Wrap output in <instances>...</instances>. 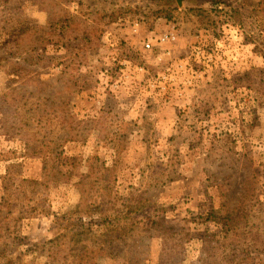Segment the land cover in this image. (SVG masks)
I'll return each instance as SVG.
<instances>
[{
	"label": "rangeland",
	"instance_id": "374dc122",
	"mask_svg": "<svg viewBox=\"0 0 264 264\" xmlns=\"http://www.w3.org/2000/svg\"><path fill=\"white\" fill-rule=\"evenodd\" d=\"M0 264H264V0H0Z\"/></svg>",
	"mask_w": 264,
	"mask_h": 264
},
{
	"label": "crops",
	"instance_id": "0c3cea01",
	"mask_svg": "<svg viewBox=\"0 0 264 264\" xmlns=\"http://www.w3.org/2000/svg\"><path fill=\"white\" fill-rule=\"evenodd\" d=\"M162 48H160V49H163V50H161L160 52H161V55L156 59V60H158V59H161L163 56L165 57V51H164V49H168L169 51H170V47L169 46H161ZM176 52L177 51H174L173 52V55L174 54H176ZM171 53V52H170ZM163 57V58H164Z\"/></svg>",
	"mask_w": 264,
	"mask_h": 264
},
{
	"label": "built area",
	"instance_id": "2783aa9c",
	"mask_svg": "<svg viewBox=\"0 0 264 264\" xmlns=\"http://www.w3.org/2000/svg\"><path fill=\"white\" fill-rule=\"evenodd\" d=\"M166 38H167V36L162 37L163 40H165ZM145 48H146V49H149V48H150L149 43H146V44H145Z\"/></svg>",
	"mask_w": 264,
	"mask_h": 264
},
{
	"label": "water",
	"instance_id": "95a60500",
	"mask_svg": "<svg viewBox=\"0 0 264 264\" xmlns=\"http://www.w3.org/2000/svg\"><path fill=\"white\" fill-rule=\"evenodd\" d=\"M186 0H176L177 4L180 6L182 3H184Z\"/></svg>",
	"mask_w": 264,
	"mask_h": 264
},
{
	"label": "trees",
	"instance_id": "16d2710c",
	"mask_svg": "<svg viewBox=\"0 0 264 264\" xmlns=\"http://www.w3.org/2000/svg\"><path fill=\"white\" fill-rule=\"evenodd\" d=\"M154 1L159 2V1H161V0H154Z\"/></svg>",
	"mask_w": 264,
	"mask_h": 264
}]
</instances>
